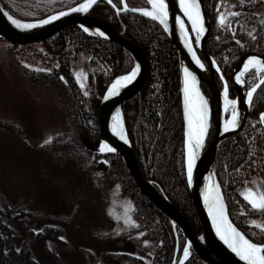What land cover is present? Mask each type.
Segmentation results:
<instances>
[{
	"label": "trees",
	"instance_id": "trees-1",
	"mask_svg": "<svg viewBox=\"0 0 264 264\" xmlns=\"http://www.w3.org/2000/svg\"><path fill=\"white\" fill-rule=\"evenodd\" d=\"M1 1L13 15L30 20L73 8L85 0ZM113 1L122 7V0ZM203 1L213 22L208 49L229 79L244 52L254 50L264 53V0H255L250 4L240 0ZM127 2L131 6L147 4L146 0ZM91 14L107 19L136 41L149 56L151 71L147 84L136 96L122 104L127 130L143 174L184 211L200 234L201 222L190 194L185 164L177 46L155 19L132 11H117L107 0H98ZM222 15L225 19L223 25ZM83 55L88 56L87 91L74 70ZM133 65V56L126 48L92 36L78 25L69 26L45 41L31 44H12L0 37V87L4 86L7 67L19 68L23 78L33 87L51 90L66 105L69 127L56 133L46 146L69 151L90 141L97 155L106 156L109 163L106 172L111 181L118 182L122 193L133 200L136 224L134 229H128L135 234L118 230L115 236L131 234L136 244L147 247L149 257L130 253L128 259L131 262L141 261V264H171L178 240L170 219L151 203L136 184L119 153H103L100 150V101L109 84L128 73ZM262 76V72L254 68L248 71L247 86L252 87ZM218 86L222 88L220 76ZM230 86L232 97L235 88ZM253 96L244 130L223 140L218 149L217 174L234 223L253 241L264 244V227L250 221L253 217L263 216L264 211L254 210L241 192L249 177H264V128L258 118L264 110V84H260ZM3 123L10 124L0 119V124ZM33 214L36 213L28 204L14 200L0 188V264H44L45 256H62L64 249L52 252L48 244L67 242L63 233L67 222L58 224L53 219H44L35 227L30 220ZM177 230L182 245V233L178 227ZM119 255L126 256L127 253ZM187 264L209 263L195 253Z\"/></svg>",
	"mask_w": 264,
	"mask_h": 264
},
{
	"label": "water",
	"instance_id": "water-1",
	"mask_svg": "<svg viewBox=\"0 0 264 264\" xmlns=\"http://www.w3.org/2000/svg\"><path fill=\"white\" fill-rule=\"evenodd\" d=\"M109 2V0H107ZM141 6H131L127 0H122V7H119L113 0L111 5L117 11H132L144 15L143 12L152 11V6L148 3ZM242 3L250 4L255 0H240ZM98 0H96V3ZM89 3L85 0L79 5L63 9L49 14L40 19H22L13 15L0 0V37H3L12 44H31L45 41L52 36L60 33L64 29L72 25H78L83 28L88 34L112 41L120 44L126 48L133 56L134 65L131 71L114 79L105 90L100 101L98 110V126L102 143L114 149L123 158L132 178L140 187L143 193L160 211L165 213L171 221L176 230L177 244L175 248V255L171 264H187L192 256L196 253L203 261L209 264H246L236 252H234L221 239L220 233L217 231V224L212 217V211L221 204L224 207L225 215L228 223L232 225L240 234H242L250 242L258 246V244L248 237L246 233L236 225L229 214V206L227 205L226 197L223 193L222 184H220L219 176L217 174V157L218 149L223 143V140L233 136L244 130V126L248 120L251 112V107L248 102V92L256 85L260 86V81L264 79V72L261 79L253 84L252 87L247 86L246 73L253 68L258 72V67L249 66L248 70L245 65L248 64L250 58H257L264 61V53L257 51H246L236 62L231 76L227 79L224 76L221 66L218 65L214 55L208 49V37L212 28L213 22L209 11L207 10L203 0H196L199 5L200 13L203 19L202 33H198L192 21L185 14L181 6V0H165L168 6V17L165 23H161L166 33L170 36L174 45L177 46L179 56V76L180 88L184 121V142H185V164L188 167V114L185 105V81L189 82V90L191 88V77H195V89L199 91L203 100L208 101L210 111L207 114L208 130L204 138L202 147L194 149L195 164L192 171L191 182L188 179V186L190 187V194L193 198L194 205L197 209L198 217L200 218L202 232L198 234L197 229L193 227L191 221L173 201L170 199L156 183L147 178L139 163L138 156L131 142L122 104L136 96L147 84L151 63L149 56L145 50L132 38L122 33L107 19L91 14L92 4L87 11H72L74 8H79L81 5ZM126 6V7H125ZM66 13L65 15H60ZM53 16L58 19L52 20ZM146 16V15H144ZM153 19L151 16H147ZM49 20V23L44 21ZM18 22L21 25L32 24L35 27L23 28L18 27ZM183 21L184 27H181ZM195 54V55H194ZM199 60V64L197 63ZM203 65V67H201ZM136 72L135 78L131 82L123 81V77L131 75ZM191 76H188L187 73ZM222 79V87L218 86V76ZM237 77L240 79L238 80ZM121 81L113 89V85L117 81ZM235 88V95L230 96V86ZM258 87L256 88V90ZM112 93L109 95V93ZM227 92V97L225 96ZM254 95V94H253ZM254 96H252L253 100ZM228 101L235 102V111L238 114L237 125L233 128L229 126V130L225 131V125L232 119L233 106H227ZM252 102V101H251ZM117 113L121 118V135L113 131V118ZM228 114V115H227ZM264 110L259 113L258 118L261 126L264 128V121L261 116ZM208 195L209 199L206 201L205 197ZM219 196L220 199L216 201V207L210 211V204L213 197ZM182 233L183 244L180 245L179 230ZM185 251L188 255L185 256Z\"/></svg>",
	"mask_w": 264,
	"mask_h": 264
},
{
	"label": "rangeland",
	"instance_id": "rangeland-1",
	"mask_svg": "<svg viewBox=\"0 0 264 264\" xmlns=\"http://www.w3.org/2000/svg\"><path fill=\"white\" fill-rule=\"evenodd\" d=\"M7 69L0 87V119L10 124H0V188L31 207L36 213L30 216L32 226L44 219L67 222L63 232L67 242L48 244L52 252L64 249L62 256H45L44 264H141L131 262L128 254L148 258L147 247L136 244L131 234L115 236L118 230L134 229L135 207L118 182L111 181L106 156L97 155L87 140L69 151L48 148L47 142L69 127L64 101L45 87H33L19 68ZM74 70L87 91V55L80 57ZM249 189L264 192V177L246 179L242 194L248 195ZM250 221L264 227V215Z\"/></svg>",
	"mask_w": 264,
	"mask_h": 264
},
{
	"label": "snow or ice",
	"instance_id": "snow-or-ice-1",
	"mask_svg": "<svg viewBox=\"0 0 264 264\" xmlns=\"http://www.w3.org/2000/svg\"><path fill=\"white\" fill-rule=\"evenodd\" d=\"M96 3V0H89V3L81 5L79 8H74L72 11H87L88 8ZM111 3V0H109ZM148 3L152 6V11H144L143 14L146 16H151L153 19L159 20L161 23H165L168 17V6L165 3V0H148ZM181 6L184 9L185 14L192 21V24L195 30L198 33H202L204 31L203 28V19L200 13L199 5L196 3V0H181ZM126 7V6H125ZM66 13H61L60 15H65ZM233 15H237L233 13ZM52 20L58 19V17L53 16ZM49 20L44 21V23H49ZM13 23H17L18 27L23 28H31L35 27L32 24L21 25L16 21ZM181 27L183 28V21L180 22ZM225 23V19L221 16V24ZM195 55V54H194ZM199 64V60H197ZM249 66L258 67L260 72H264V61H261L255 57L250 58L248 64L245 65V69L248 70ZM203 67V65H201ZM138 67L136 71L131 73L129 76L123 77V81L131 82L138 71ZM187 73V70H186ZM188 76H191L190 73H187ZM239 80L240 78L237 77ZM191 88L195 91V98L192 99L189 96V82L186 79L185 81V105L188 114V167H187V175L188 179L191 182L192 179V171L195 164V151L194 149H198L202 147L204 138L207 134L208 123H207V102L203 100L200 96L199 91L195 89V77H191ZM121 81H117L116 84L113 85V89L116 88L117 84H120ZM260 84H264V79L260 81ZM259 85H256L248 92V102L251 103L252 96L256 91V88ZM112 93L110 92L109 95ZM225 96L227 97V92H225ZM198 101V102H197ZM229 104L233 106L232 119L225 125V131L229 130V126L235 127L237 125L238 114L235 111V102L228 101ZM262 121H264V114L261 116ZM122 126L117 120V123L113 125V131L117 132L119 135L121 133ZM121 138L124 139V136L121 135ZM105 150L114 151V149L105 145ZM206 201L209 199L206 194ZM220 199L219 196L213 197L212 203L210 204V211H212L216 207V201ZM245 199L249 201L251 207L254 210L264 211V192L256 194L253 190H248V195L245 196ZM213 220L217 224V231L221 235V239L234 251L240 258L246 261V264H264V246H258L255 243L250 242L246 239L242 234H240L230 223H228L225 210L223 205L221 204L219 209L213 211ZM188 253L185 251V256L187 257Z\"/></svg>",
	"mask_w": 264,
	"mask_h": 264
},
{
	"label": "bare ground",
	"instance_id": "bare-ground-1",
	"mask_svg": "<svg viewBox=\"0 0 264 264\" xmlns=\"http://www.w3.org/2000/svg\"><path fill=\"white\" fill-rule=\"evenodd\" d=\"M189 96H190V98H192V99H194L195 98V91L192 89V90H189ZM205 101L207 102V104H206V109H207V114H208V112L210 111V109H209V103H208V101L205 99ZM198 102V101H197ZM227 106H229V107H231L232 105L231 104H229V103H227ZM117 120L119 121V123L121 124V118H120V115L117 113V115H115L114 116V118H113V125L115 124V123H117ZM113 127V126H112ZM115 132V131H114ZM115 133H117V132H115ZM119 135H122L121 133L119 134ZM219 207L220 206H217L213 211H216L217 209H219ZM213 211H212V217H213Z\"/></svg>",
	"mask_w": 264,
	"mask_h": 264
}]
</instances>
